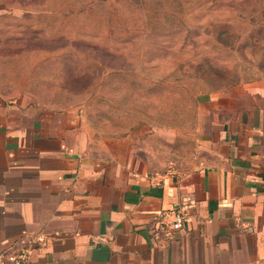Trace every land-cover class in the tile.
<instances>
[{
  "label": "crops",
  "instance_id": "0c3cea01",
  "mask_svg": "<svg viewBox=\"0 0 264 264\" xmlns=\"http://www.w3.org/2000/svg\"><path fill=\"white\" fill-rule=\"evenodd\" d=\"M206 105L202 165L155 172L132 147L89 148L76 113L0 94V249L29 248V264H264V83ZM172 208L189 221L168 232Z\"/></svg>",
  "mask_w": 264,
  "mask_h": 264
},
{
  "label": "rangeland",
  "instance_id": "374dc122",
  "mask_svg": "<svg viewBox=\"0 0 264 264\" xmlns=\"http://www.w3.org/2000/svg\"><path fill=\"white\" fill-rule=\"evenodd\" d=\"M255 82L264 0H0L6 102L74 112L89 148L155 172L201 166L206 101Z\"/></svg>",
  "mask_w": 264,
  "mask_h": 264
},
{
  "label": "built area",
  "instance_id": "2783aa9c",
  "mask_svg": "<svg viewBox=\"0 0 264 264\" xmlns=\"http://www.w3.org/2000/svg\"><path fill=\"white\" fill-rule=\"evenodd\" d=\"M161 224L167 231H178L185 227L189 221L188 216L181 209H167L160 214ZM29 248H3L0 249V264H29Z\"/></svg>",
  "mask_w": 264,
  "mask_h": 264
}]
</instances>
